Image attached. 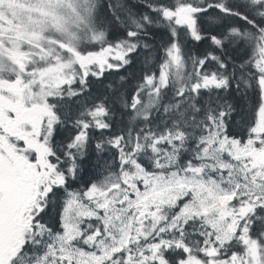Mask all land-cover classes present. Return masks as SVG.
Masks as SVG:
<instances>
[{"label": "snow or ice", "instance_id": "snow-or-ice-1", "mask_svg": "<svg viewBox=\"0 0 264 264\" xmlns=\"http://www.w3.org/2000/svg\"><path fill=\"white\" fill-rule=\"evenodd\" d=\"M0 264H264V0H0Z\"/></svg>", "mask_w": 264, "mask_h": 264}]
</instances>
